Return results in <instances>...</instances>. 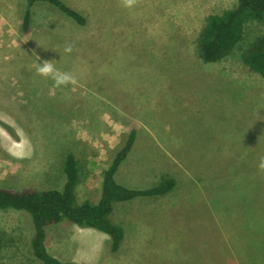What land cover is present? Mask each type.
<instances>
[{
	"label": "rangeland",
	"instance_id": "1",
	"mask_svg": "<svg viewBox=\"0 0 264 264\" xmlns=\"http://www.w3.org/2000/svg\"><path fill=\"white\" fill-rule=\"evenodd\" d=\"M26 1L0 0V185L61 189L72 152L77 199L97 202L104 170L134 131L121 176L134 189L164 176L176 183L120 203L114 219H180L172 239L140 233L117 251L108 234L63 221L48 229L50 252L96 264H264V77L241 58L264 23L247 22L238 46L207 62L198 35L237 0H66L84 26L40 2L24 31ZM32 234L28 213L0 208V264H41Z\"/></svg>",
	"mask_w": 264,
	"mask_h": 264
},
{
	"label": "trees",
	"instance_id": "2",
	"mask_svg": "<svg viewBox=\"0 0 264 264\" xmlns=\"http://www.w3.org/2000/svg\"><path fill=\"white\" fill-rule=\"evenodd\" d=\"M37 2L50 3L64 15L74 19L78 25L84 26L87 23L83 14L63 0H27L23 14L24 31L28 30L32 9ZM252 19L264 23V0H237L233 7L208 16L197 38L200 56L207 62L218 61L227 56L241 42L245 24ZM241 58L246 65L264 77V34L256 36L247 46L242 47ZM134 140L135 132L131 131L126 143L104 170L101 195L97 202L90 199L78 201L76 186L80 173L72 152H68L64 158L66 181L61 189L0 185V208L25 211L30 215L33 224L31 251L41 264H80L62 260L48 250L46 236L50 227L67 220L81 227L94 228L110 236L111 248L116 251L123 237V229L110 218L114 203L139 196L163 195L174 187L176 180L170 176L162 177L158 183L145 189L129 188L116 180L118 167L132 149ZM256 242H260L261 246V237Z\"/></svg>",
	"mask_w": 264,
	"mask_h": 264
},
{
	"label": "crops",
	"instance_id": "3",
	"mask_svg": "<svg viewBox=\"0 0 264 264\" xmlns=\"http://www.w3.org/2000/svg\"><path fill=\"white\" fill-rule=\"evenodd\" d=\"M64 2H66L68 5L74 7L73 5H71L70 3H68L66 0H63ZM37 3H40V2H37ZM34 7V6H33ZM75 8V7H74ZM77 11H79L81 13V11L77 8H75ZM83 14V13H81ZM34 10L32 9V17H31V20H30V24H29V27H28V30H33L32 28V23H37V22H33L34 21ZM62 15V14H61ZM84 15V14H83ZM84 17L86 18V16L84 15ZM63 18V21L67 22L68 23V20L66 21V19L64 18V16H62ZM48 18H45V22H42V25H46V23L48 24V22H46ZM4 18H2L0 16V32H2L3 34V39H4V31H5V28H6V23L3 21ZM87 20V18H86ZM62 23V22H61ZM60 23V24H61ZM75 25V24H73ZM78 25V24H77ZM23 27V26H22ZM75 28V26L73 27ZM78 28V27H77ZM67 35V34H66ZM0 45L1 42H0ZM210 62V61H209ZM134 147V146H133ZM133 147L132 149L130 150L129 154L127 155V157L121 162V164L119 165L118 167V170L116 172V180L121 183L122 185L126 186V187H129V188H133L129 185L130 181H133V179L131 177H129V174H127L125 172V175L124 177L121 176V168L123 167V165L125 163H127L130 155H131V151L133 150ZM251 155H249L250 157ZM188 157H191V156H188ZM150 170H145L144 172L145 173H149ZM142 173V172H141ZM154 173V172H153ZM152 173V174H153ZM149 179L146 178L145 181H148ZM151 181V180H150ZM153 185H155L156 183H158V179L157 180H153ZM156 182V183H155ZM155 183V184H154ZM151 185V186H153ZM150 186V187H151ZM149 188V187H147ZM139 189H145V188H139ZM139 197H142V196H139ZM138 198V197H136ZM134 198V199H136ZM132 199V200H134ZM132 200H127V201H120V202H115L114 203V207H113V211L110 215V218L112 220L113 223H115L116 225L120 226L122 229H123V237H122V240H121V243H120V246L121 244L123 243V240L124 239H132V238H138L137 235H140V233L142 234H145L147 233L146 235H148L149 237H153V238H160V239H172L174 237V233H177L178 231L174 229V227H176V222H177V215L174 217L173 216H169V215H164L162 214L163 216H160V214L158 212H155V211H150L149 214H152L153 212L157 213L156 215H150L149 216H142L141 218H137L135 217L133 214L130 216H125L122 218H117V219H114V212H115V209L117 207V205H119L120 203H124V202H128V201H132ZM208 204V202H206ZM211 213H212V208H211ZM146 214H148V211L146 212ZM179 219V217H178ZM180 220V219H179ZM63 221H67V220H63ZM62 221V222H63ZM60 222V223H62ZM69 223H72L70 221H67ZM172 223V224H171ZM74 224V223H72ZM76 225V224H75ZM78 226V225H77ZM54 227V226H53ZM185 231L188 230V224L185 223ZM195 227V226H194ZM51 228V227H50ZM79 228H85V229H92L91 227H81L79 226ZM94 229V228H93ZM99 231V230H98ZM192 233V229L190 231ZM47 235H48V230H47ZM140 239H145V235L144 237L140 235ZM260 237H255L256 240H258ZM111 239V238H110ZM255 242V241H254ZM72 242L70 241V238L67 239L65 241V239H62V242H61V247L66 250L67 248L70 247V244ZM46 245H47V236H46ZM119 246V248H120ZM48 247V246H47ZM131 247H133V244L132 246L129 247V249H131ZM189 247H191L190 251L194 253L193 251V245L189 244ZM118 248V249H119ZM117 249V250H118ZM129 249H123V251L121 252L122 254L123 253H127V251ZM49 250V248H48ZM95 250V249H93ZM116 250V251H117ZM168 250H170L168 247L165 249L166 252H168ZM50 251V250H49ZM52 253V252H51ZM53 254V253H52ZM121 254V255H122ZM54 255V254H53ZM56 256V255H55ZM58 257V256H56ZM59 258V257H58ZM193 258V257H192ZM189 252H188V256H187V261L188 262H191L192 260ZM61 259V258H60ZM83 259V260H82ZM62 260H65V259H62ZM69 260H72V261H75V262H78L80 264H96L95 262H91L90 260H88V258L86 259L85 257L83 258H80V257H77V258H72V259H69ZM85 260V261H84ZM103 263H106V262H103ZM112 264H116V263H113L111 262ZM97 264H100V263H97ZM195 264H207V261L205 262H202V258L198 257L197 261ZM208 264H211L210 262H208Z\"/></svg>",
	"mask_w": 264,
	"mask_h": 264
}]
</instances>
